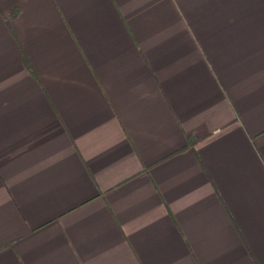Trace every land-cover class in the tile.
Here are the masks:
<instances>
[{
	"label": "crops",
	"instance_id": "obj_1",
	"mask_svg": "<svg viewBox=\"0 0 264 264\" xmlns=\"http://www.w3.org/2000/svg\"><path fill=\"white\" fill-rule=\"evenodd\" d=\"M0 264H264V0H0Z\"/></svg>",
	"mask_w": 264,
	"mask_h": 264
}]
</instances>
